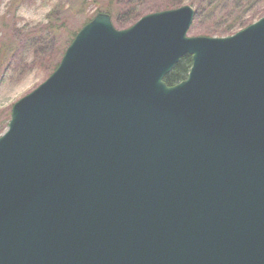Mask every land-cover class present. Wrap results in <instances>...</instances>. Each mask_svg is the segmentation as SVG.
Here are the masks:
<instances>
[{
  "label": "water",
  "instance_id": "water-1",
  "mask_svg": "<svg viewBox=\"0 0 264 264\" xmlns=\"http://www.w3.org/2000/svg\"><path fill=\"white\" fill-rule=\"evenodd\" d=\"M193 16L99 13L12 105L0 264H264V16L221 38Z\"/></svg>",
  "mask_w": 264,
  "mask_h": 264
},
{
  "label": "rangeland",
  "instance_id": "rangeland-1",
  "mask_svg": "<svg viewBox=\"0 0 264 264\" xmlns=\"http://www.w3.org/2000/svg\"><path fill=\"white\" fill-rule=\"evenodd\" d=\"M165 1L170 0H120L116 8L120 13L119 18L124 19L128 13L131 16L134 14L133 11L152 10ZM8 2V0H3L0 8V46L8 45L9 49L8 53L0 58V135L6 130L5 124L10 117L11 106L49 76L48 69L56 58L54 57L56 56L55 51L59 52L70 35L92 18L96 8L104 5L107 0H91L84 12L76 9L70 0H18V4L14 5ZM55 4L65 6L60 14L56 15L59 20H65V22L57 28L55 37L51 38L52 41L49 43L53 54L34 59L29 42L35 39V35L24 33L23 39L20 41L19 34L15 29L27 28L28 31L36 30L45 33L44 26L48 22L46 15ZM241 11H246V6L237 14ZM224 24V21L219 23V21L201 17L191 24L187 36H202L209 30ZM55 25L59 26L60 24L55 22ZM213 37L218 38L219 36L214 35Z\"/></svg>",
  "mask_w": 264,
  "mask_h": 264
},
{
  "label": "trees",
  "instance_id": "trees-1",
  "mask_svg": "<svg viewBox=\"0 0 264 264\" xmlns=\"http://www.w3.org/2000/svg\"><path fill=\"white\" fill-rule=\"evenodd\" d=\"M9 4H18V0H8ZM71 4L76 8L80 9L82 12L89 6L91 0H70ZM120 0H107L101 7L96 8V12L94 14L97 15L99 13L106 14L110 17L111 23L113 27L117 30H124L132 26L139 18L156 12L173 10L177 9L181 6L188 5L194 11L193 21L192 23L199 20L201 17L213 19L214 21L225 22L224 25L218 26L217 28L209 30L205 35L198 37H208L211 38L214 35L221 37H227L235 32L244 29L251 23L255 22L259 18L264 16V0H170L163 2L159 7H155L152 10L143 11H133V15L128 16L124 19H120V13H118V3ZM3 0H0V8L2 6ZM61 3V2H59ZM246 6V11H241ZM65 6H60V4H55L52 9L47 13L46 20L48 21L44 26L45 33L38 31L27 30V28H16V33L19 34L18 38L20 41L23 39L24 33L29 34L32 33L35 35V39L29 42V48L32 49V55L34 59L38 57H48L53 54L52 47L49 45L51 43V38H54L57 33V28H59L65 20H59L56 16L60 14L61 10ZM248 8V9H247ZM70 10V9H69ZM93 16V17H94ZM234 16V17H233ZM86 21L87 24L91 19ZM58 18V19H57ZM115 18V20H113ZM55 22L60 25H55ZM84 24V25H85ZM83 25V26H84ZM82 26V27H83ZM117 27V28H116ZM191 28V26H190ZM81 29V28H80ZM74 31L70 37L68 38L65 45L59 50V52L55 51L56 58H54V62L51 67L48 69L51 74L55 68L57 67L60 59L62 58L65 49L72 42L76 33L80 30ZM44 35V36H43ZM19 41V43H20ZM55 50V49H54ZM8 45L2 44L0 46V58L5 56L8 53ZM191 66V56L185 55L183 56L178 63L174 66V68L163 78V82L166 86L170 87L178 84L179 82L186 79L187 74L189 72ZM49 74V75H50ZM9 118L6 120L5 128L8 125Z\"/></svg>",
  "mask_w": 264,
  "mask_h": 264
}]
</instances>
